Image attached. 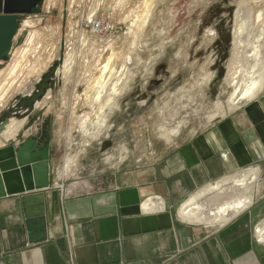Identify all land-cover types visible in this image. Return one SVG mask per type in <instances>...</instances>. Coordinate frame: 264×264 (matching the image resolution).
<instances>
[{
  "label": "rangeland",
  "instance_id": "374dc122",
  "mask_svg": "<svg viewBox=\"0 0 264 264\" xmlns=\"http://www.w3.org/2000/svg\"><path fill=\"white\" fill-rule=\"evenodd\" d=\"M115 2L43 0L32 14L20 17L19 36L24 34L23 41L13 48L9 58L0 61V75L5 81L3 75L14 64L16 53L27 48L32 36L37 40L34 53L40 52L50 61L32 85L33 94L40 91L36 96L45 94V98L32 108L30 94H20V88L14 86V99L0 111V122L5 118L22 121L18 136H33L42 147L51 146L53 179L63 188L89 184L109 174L122 164L124 150L135 151L131 158L136 160L137 148L168 146L170 141L160 135L161 126L178 131L171 140L233 112L227 108L234 92L231 77L247 60L245 46L251 38L249 33L258 29L260 13L264 19V0H125L114 11L119 0ZM148 5L153 7L144 25L142 15H146ZM92 12L94 19L89 21ZM94 20L107 23L106 34L92 31ZM81 34L96 41L91 47V54L95 53L93 66L115 55L116 79L125 81L128 73L126 80L130 82L117 101L118 107L104 114L106 124L101 135L92 140L84 135L82 122L88 113L98 114L100 105L94 109L88 106L91 88L79 74L90 49L81 45ZM72 54L83 58L76 62L77 72L65 78L63 69ZM127 57L131 58L130 63ZM48 78L55 81L52 88L45 84ZM96 122L93 119L89 128L93 129ZM236 193L235 197L240 194Z\"/></svg>",
  "mask_w": 264,
  "mask_h": 264
},
{
  "label": "crops",
  "instance_id": "0c3cea01",
  "mask_svg": "<svg viewBox=\"0 0 264 264\" xmlns=\"http://www.w3.org/2000/svg\"><path fill=\"white\" fill-rule=\"evenodd\" d=\"M5 142L1 137L0 146ZM134 152L124 150L109 174L69 189L55 184L51 151L53 185L42 198L0 199V264H264L257 236L264 224V90L168 146L137 148L136 160ZM254 169L261 178L248 209L217 226L181 219L179 208L193 195ZM112 181L117 191L100 189ZM130 188L141 196L139 212L120 206L118 191ZM147 202L162 207L146 211Z\"/></svg>",
  "mask_w": 264,
  "mask_h": 264
},
{
  "label": "bare ground",
  "instance_id": "6f19581e",
  "mask_svg": "<svg viewBox=\"0 0 264 264\" xmlns=\"http://www.w3.org/2000/svg\"><path fill=\"white\" fill-rule=\"evenodd\" d=\"M115 1L117 2V0ZM123 1L125 0H119L117 8L114 11H117V9L122 6ZM153 1L154 0H152V2ZM138 2L140 4V1ZM148 4L151 5V2ZM152 7L148 5L147 8H145L146 11L144 13H146V15L145 14L142 15L144 19L143 21L144 25L148 20V16L150 14V10ZM93 12L92 14H89L90 15L89 21L94 19ZM107 14H108V10H107ZM262 17L263 16L260 13L257 19L258 29L257 30L253 29L251 33H249V35L251 34V38L247 39L249 40V44L245 46L247 48L246 49L247 52L245 53L247 60L243 65L244 68L242 66L239 67L241 69L238 68L231 77L230 84L233 87L234 92L230 97L229 105L227 107L229 111H235L241 108L244 104H248L252 102L264 90V19H262ZM30 24L31 23H29V25ZM244 24L248 26L247 20H245ZM144 25L141 26L144 27ZM103 29H106V27H104ZM93 31L96 34H98L97 31H95L94 29ZM102 34L104 35L105 33ZM34 38L35 37L32 36L30 40L28 39L29 43H27L28 44L27 48H22L18 50V52L16 53L17 57L14 64L8 69L6 75H3L6 78L5 81L1 79L2 74L0 75V83H1L0 111H2L4 108L9 106L10 101L12 99V95H14L12 93L16 92V91L11 92L14 86L20 88V91L18 90L19 91L18 93L21 94L22 92V94H26V93L30 94L32 92L33 82L37 81L39 76L45 72L46 68L50 64L49 59L43 58L44 56H42L40 52L36 54L34 53L36 50L35 48L37 41V40L35 41ZM80 40L82 42L81 45L83 44L84 46L90 47L88 54L85 55V59H84L85 64L84 67L82 68L81 71L82 73L81 72L79 73L80 76L83 78V81L88 83L89 88H91L90 90L92 95L87 96V99L89 100L88 106L89 107L91 106V108L94 109L95 107L100 105V111L98 114L94 110L95 113L93 114L88 113L87 116L84 117L85 119L82 122L84 135H86L87 139L90 137V140H92L94 138H97L99 135H101L102 128L106 124L105 121L106 116H104V114L107 111H108L107 113H111L114 110V108L118 107L117 101L121 96V94L124 92L125 88L127 87V84H129L130 82L126 80L128 73H125V77H124L125 81H123L122 78L116 79L115 75L117 73V70L113 66L116 58L118 57H116L115 55L107 59L105 63H97V65L94 64L93 66L92 63L94 62L93 57H95L94 55L95 53H93V55L91 54V47L94 45L95 40L90 35L88 36L84 35L83 37V34H81ZM81 58L83 57L74 54L68 57V60L66 61L65 67L63 69L65 78L66 77L69 78L70 76L74 75L77 72L75 71L76 70L75 68L77 67L76 62L78 63L81 60ZM127 61L130 63L131 58L127 57ZM125 68L127 69L126 65ZM113 79H115V81ZM9 91L10 93H8ZM222 110L223 108L221 109V111ZM95 118L97 122L94 124L93 129H90L89 125L91 121ZM22 126H23L22 121L11 119L9 120V123L5 131L3 132L4 134H2V136H4L7 139V141H9V139L13 140L18 136L19 132L21 131L20 129H22ZM175 130H171V129L169 130L164 126H161L160 135L165 137L168 141L171 142L172 139L170 140V137H172L173 134L178 132V131L176 132ZM259 180H260V172L257 169L251 170L248 173H242L231 179H229L228 177V179L225 180L223 183H220L218 185L216 184L217 186L206 188L200 191L199 193H197L196 195H193V197H191L180 207L179 215L182 220L188 223L198 224L202 222V223H209L210 226L223 225L229 220H231L233 217L240 214L242 211L248 209L254 203V191H255L254 186H257L256 184L258 183ZM236 192L237 193L240 192V194L235 197L233 194ZM219 200L221 201L218 202ZM160 207H162L160 204L147 202L144 203L143 209H145L146 211H153L156 209H160ZM257 236L260 242L264 243V225L258 228Z\"/></svg>",
  "mask_w": 264,
  "mask_h": 264
},
{
  "label": "water",
  "instance_id": "95a60500",
  "mask_svg": "<svg viewBox=\"0 0 264 264\" xmlns=\"http://www.w3.org/2000/svg\"><path fill=\"white\" fill-rule=\"evenodd\" d=\"M42 1L0 0V61L9 58L13 48L23 41L24 34L19 36L20 17L32 14ZM8 123L9 118L0 122V137ZM7 143L10 145L0 146V199L15 195H34L36 198H42L53 185L50 165L51 146L42 147L33 136H29L18 145L12 140ZM105 180L109 181L110 178ZM97 182L101 184L104 180L98 178ZM100 189L117 191V186L115 181H112L106 188L100 185ZM118 197L122 208L139 212L142 200L137 189L120 190ZM26 223L31 228V222Z\"/></svg>",
  "mask_w": 264,
  "mask_h": 264
},
{
  "label": "flooded vegetation",
  "instance_id": "af4514ba",
  "mask_svg": "<svg viewBox=\"0 0 264 264\" xmlns=\"http://www.w3.org/2000/svg\"><path fill=\"white\" fill-rule=\"evenodd\" d=\"M59 62H60V60H59ZM53 75V74H52ZM45 84L48 86V88H52L53 87V85L55 84V81L53 80V79H49L48 78V80L47 81H45ZM57 84H61V80H57ZM47 89V88H46ZM45 89V90H46ZM46 91H44V93H45ZM34 92H32V93H30V95H29V98L30 99H32V104H31V106H33L32 108H34V105L37 103V102H41V100L43 99V98H45V94L44 95H41V96H36L37 94H40V91H37V92H35V95L33 94ZM35 97L37 98V99H35ZM111 179V178H110ZM107 182H109V181H107Z\"/></svg>",
  "mask_w": 264,
  "mask_h": 264
},
{
  "label": "built area",
  "instance_id": "2783aa9c",
  "mask_svg": "<svg viewBox=\"0 0 264 264\" xmlns=\"http://www.w3.org/2000/svg\"><path fill=\"white\" fill-rule=\"evenodd\" d=\"M91 25H92V31L94 29L95 31H97L98 35L99 34L103 35L102 33L106 34V31L109 29V26L107 25V23L106 22H102L101 20H95L94 22H91ZM104 27H106V30L103 29Z\"/></svg>",
  "mask_w": 264,
  "mask_h": 264
}]
</instances>
